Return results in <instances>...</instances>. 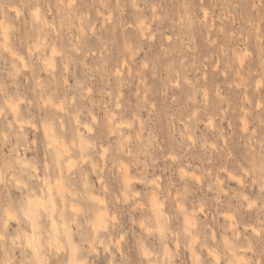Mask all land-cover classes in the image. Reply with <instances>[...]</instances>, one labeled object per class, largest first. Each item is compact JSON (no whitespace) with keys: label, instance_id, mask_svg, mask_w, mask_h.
Segmentation results:
<instances>
[{"label":"rangeland","instance_id":"1","mask_svg":"<svg viewBox=\"0 0 264 264\" xmlns=\"http://www.w3.org/2000/svg\"><path fill=\"white\" fill-rule=\"evenodd\" d=\"M0 169V264H264V0H0Z\"/></svg>","mask_w":264,"mask_h":264},{"label":"bare ground","instance_id":"2","mask_svg":"<svg viewBox=\"0 0 264 264\" xmlns=\"http://www.w3.org/2000/svg\"><path fill=\"white\" fill-rule=\"evenodd\" d=\"M18 10V9H17ZM16 10V13L17 12H19V11H17ZM6 29V28H5ZM4 29V30H5ZM6 31V30H5ZM8 31V30H7ZM4 32V31H3ZM6 33H4V37L6 36V40L8 39V37H7V35H8V33H7V35H5ZM5 40V39H4ZM4 43H5V41H4ZM8 43V42H7ZM9 45V44H8ZM33 45H35V44H33ZM4 46V45H3ZM37 46H39V45H37ZM5 47H7V45H5ZM35 47V46H34ZM36 48V47H35ZM39 48V47H38ZM38 48H36V50L38 49ZM8 49H10L9 47H8ZM40 49V48H39ZM29 51H30V49H28ZM34 50V49H33ZM35 50V51H36ZM10 51H11V49H10ZM14 51V50H13ZM15 51H17V50H15ZM18 52H20V54L22 53L21 51H18ZM30 52H33V51H30ZM54 52H56V50L54 49ZM53 52V53H54ZM52 53V54H53ZM13 54V53H12ZM15 54L16 55H18L17 56V58L20 60V62H21V64L23 65V66H26L27 64H26V61H25V56L24 55H20V54H17V52H15ZM51 57H53V56H51ZM50 57V58H51ZM49 60H52V58L51 59H49ZM49 60H48V63H50L51 64V62H49ZM25 69V68H24ZM24 101V100H23ZM16 103V102H15ZM15 103H13V104H11V108L10 109H12V111H13V113H14V115L16 116L17 114H18V110H19V103L18 104H15ZM61 104V103H60ZM59 106H61V105H59ZM93 117H94V115H93ZM93 119H95V118H93ZM127 122V121H126ZM124 122V121H121L120 122V124H122V125H129V123L127 122ZM130 122V121H129ZM25 122L24 121H22V123H21V125L22 126H24L25 124H24ZM126 123V124H125ZM132 124V123H131ZM127 125L125 126V127H127ZM130 127V126H129ZM91 128V127H90ZM92 129V128H91ZM93 130V129H92ZM91 130V131H92ZM45 134H46V136H47V138L48 139H50V142L52 143L51 145H53V144H55L56 142H53L54 141V139H53V137L51 136L52 135V130L51 129H45ZM93 132V131H92ZM62 147H63V152H67V150H68V148H67V146H66V144L65 143H59ZM104 148V147H103ZM106 149V148H105ZM67 154V153H66ZM62 156V155H61ZM17 162H20V163H22V161L20 160V158H18V160H17ZM25 165V164H24ZM125 168H127V169H125V174H124V181L126 182V185L127 184H129L130 183V180H132V178H130L131 176H130V174H129V171H128V167H125ZM1 170V169H0ZM69 170V169H68ZM13 171H11V177H14V175L16 174V173H12ZM5 176V175H4ZM7 179V178H6ZM11 179H14V178H11ZM2 180H3V175L1 174V172H0V183H2ZM4 180H5V178H4ZM15 180H17V179H15ZM7 181V180H6ZM15 182V181H14ZM6 183V182H5ZM16 183V182H15ZM18 183V182H17ZM21 182H20V180H19V183L18 184H20ZM22 184H24V183H22ZM19 186V185H18ZM105 186V185H104ZM129 186V185H128ZM24 187H25V184H24ZM107 187V185L105 186V188ZM62 184L61 185H59L57 188H56V195L57 196H61L62 195ZM31 193H33V194H37V191H33V189H32V191H31ZM44 194V192H42V195ZM155 197H153L152 198V205L153 204H159V201H158V197H156V195H154ZM94 198V199H93ZM92 199L93 200H97V202L98 203H100V205H104V206H106L107 205V200H102V198L101 199H97L96 197H92ZM104 199V198H103ZM106 199V198H105ZM106 201V202H105ZM61 203H62V205H64V202H63V198H61ZM39 205L41 206L42 205V203L41 202H39V201H37V200H31L30 201V204H29V208H28V210L27 211H25V218H26V220H28L29 221V223H30V226H31V230L33 231L32 232V237H28V242L30 241V239H34L35 240V238H34V234H35V232L37 231V229H38V227H39V221H38V212H37V207H39ZM72 209H74L75 210V207L74 206H72ZM12 211L10 210V209H5V213L6 214H8V215H6V216H8L9 217V215H14V214H12L11 213ZM7 218V217H6ZM17 218V217H16ZM97 218H103V214L102 213H98V216H97ZM8 219V218H7ZM7 219H5V220H7ZM11 219V218H10ZM15 219V218H14ZM9 220V219H8ZM5 221V222H9V221ZM97 220V219H96ZM103 220H104V218H103ZM101 222V221H100ZM99 222V223H100ZM187 222H188V224H191L190 223V220H189V218L187 219ZM7 223H4L5 225H7ZM101 224H103V223H101ZM4 225V226H5ZM96 225V224H95ZM95 225H94V227H95ZM98 225V226H97ZM96 225V227H99V228H101L100 226H99V224H97ZM54 229V231L55 232H58L59 230L57 229L58 228V226H57V224L54 222L53 223V225H52V227H51V229ZM96 229V231H94L95 233H97V228H95ZM2 236V235H1ZM37 239V238H36ZM68 239H69V236H68ZM70 240V239H69ZM36 242V241H35ZM51 242V241H50ZM53 242V241H52ZM55 244H57L58 242L56 241V242H54ZM53 244V243H52ZM60 244V243H59ZM59 244H57V245H54V247H56V246H58ZM51 246V245H50ZM61 246V245H60ZM59 247V246H58ZM58 247H56V249L58 248ZM62 247V246H61ZM59 249L60 248H58L57 249V252L59 251ZM36 251H39V248H38V246L36 245ZM76 250H75V247L74 246H72V248L70 249V258H71V262H73V263H75V264H80L79 263V261H76V259H75V253L77 252H75ZM145 253H146V251H144ZM147 254V253H146ZM148 255H149V253L146 255V257H148ZM213 256H214V258L215 259H218L219 257V255H218V253L216 252V251H213ZM145 257V258H146ZM36 258L39 260L41 257H40V255H39V253H36ZM241 260V258H239L238 257V255H237V262H239ZM172 264H174V262H171Z\"/></svg>","mask_w":264,"mask_h":264}]
</instances>
